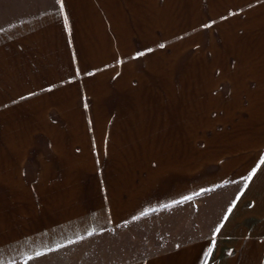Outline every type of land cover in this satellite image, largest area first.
Segmentation results:
<instances>
[{
  "label": "crops",
  "instance_id": "1",
  "mask_svg": "<svg viewBox=\"0 0 264 264\" xmlns=\"http://www.w3.org/2000/svg\"><path fill=\"white\" fill-rule=\"evenodd\" d=\"M0 264H264V0H0Z\"/></svg>",
  "mask_w": 264,
  "mask_h": 264
},
{
  "label": "rangeland",
  "instance_id": "2",
  "mask_svg": "<svg viewBox=\"0 0 264 264\" xmlns=\"http://www.w3.org/2000/svg\"><path fill=\"white\" fill-rule=\"evenodd\" d=\"M216 201H220L219 193L215 196ZM218 206L212 203L206 209L214 207L218 211ZM200 206L196 205L194 209L180 207L175 210H167L154 215L144 221L142 227L126 240L129 241V247L134 257L149 254L150 252L165 249L177 244L181 240L182 232L193 230L195 226H212L215 224L212 215L209 220L196 219V213ZM211 212V211H210ZM212 214V213H210ZM128 245V244H127Z\"/></svg>",
  "mask_w": 264,
  "mask_h": 264
}]
</instances>
